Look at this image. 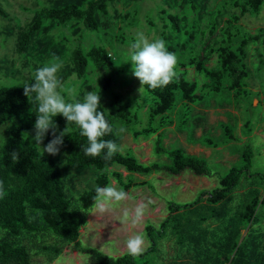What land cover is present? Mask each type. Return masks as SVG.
Instances as JSON below:
<instances>
[{"label": "trees", "instance_id": "16d2710c", "mask_svg": "<svg viewBox=\"0 0 264 264\" xmlns=\"http://www.w3.org/2000/svg\"><path fill=\"white\" fill-rule=\"evenodd\" d=\"M112 1L90 0L85 7L69 3L61 8H42L37 11L29 28L22 33L19 52L25 51L33 35L42 30L44 18L54 21L58 28L72 27L78 23L89 31L100 32L97 13L107 15ZM188 1L194 10L199 9L194 0ZM263 3L264 0H229L224 8L218 9L213 15L209 35L213 36L218 29L221 33L218 47L210 49L218 57L219 66L216 70H211L204 60L194 56L190 57L188 63L178 62V75L167 86L155 90L144 86L152 101L146 127L137 129L139 117L132 108H142L143 105L136 98L118 95L117 109L112 113L101 102L98 111L105 113L108 123L114 129H117L119 123L136 139L157 135L154 152L158 155L167 154L169 164L144 165L134 156L121 151L110 160L104 159V153L97 157L87 156L82 149L88 146V141L80 134L79 127L74 123L68 124L62 115L54 118L57 135L67 128V135L60 147L66 164L79 171L94 168L99 172L96 185L78 197L69 196L64 173L58 162L42 153L25 137V133L34 128L38 113L36 103L24 94V85H0V126L8 122L13 124L5 142L0 146V180L4 181L7 191V195L0 199V264H38L32 255L34 248L51 264L69 244H74L83 254L92 256L98 264H264V232L259 227L264 220V213L259 211L264 207V174L253 171L254 151L251 144L242 147L240 166L232 167L226 175L221 176L218 187L211 191H201L192 202H169V214L159 227L146 225L145 232L150 245L141 254L133 256L126 253L111 257L97 249L84 247L80 242L81 229L87 224L88 215L94 207L95 188L97 185H110L109 171L114 166L123 167L129 175H152L158 172L172 176L184 172H191L197 177L213 175L205 158L189 154L181 148H166L164 130L174 123L172 115L178 107L181 110L177 113V124L184 129L192 106L205 98L206 94L198 93L197 82L187 78L188 67L211 80L210 84L204 86L210 89L209 94L211 91L220 93L227 89L236 100H241L247 94L250 76L246 62L247 48L264 37V27L256 34L245 33L240 22L249 13H260ZM228 5L236 12L231 13L225 26L220 28L218 18L223 16ZM0 15L8 17L1 5ZM129 18L130 15H127L124 20ZM168 20L170 23H166L164 29L171 33H181L179 15H169ZM186 34L188 40L168 44V50L175 54L179 49L185 50L195 39L194 32ZM123 37L119 36L116 40L120 42ZM162 38L167 44L169 38L165 33ZM72 60L74 72L59 77L64 83L72 74L79 79L84 78L91 63L96 68L105 67L110 70L119 65L111 52L100 44L91 46L87 51L82 47L75 48ZM32 82L33 79L28 84ZM111 82L107 80L106 89L110 88ZM78 98L83 99L80 96ZM250 124H245L248 139L252 132ZM221 127L224 131L222 144L236 140L232 125L222 124ZM52 131L44 138L46 145L53 139ZM102 139L114 140L121 146L120 135L107 134ZM191 141L196 140L192 138ZM200 141L209 146L221 145L204 138ZM13 151L19 153L20 158L16 162L11 159ZM111 175L126 192L136 186L148 185L146 182H135L129 176L125 178L118 171H113ZM241 188L244 190L240 191ZM245 230L251 242L244 239ZM167 240H173L178 247L168 263L161 251L162 242Z\"/></svg>", "mask_w": 264, "mask_h": 264}, {"label": "rangeland", "instance_id": "374dc122", "mask_svg": "<svg viewBox=\"0 0 264 264\" xmlns=\"http://www.w3.org/2000/svg\"><path fill=\"white\" fill-rule=\"evenodd\" d=\"M89 1L0 0V5L8 13L6 18L0 15V85L28 84L33 79L35 70L44 66L53 55L60 57L63 62V67L58 73L59 77L73 73V50L82 47L87 51L91 46L100 44L111 52L112 57L119 64L118 68L114 70L105 67L96 68L91 63L86 76L79 79L72 74L64 83L65 89L74 90L77 97H84L88 92L100 93L101 102L109 113L117 109L118 95L124 98H136L143 107L132 109L138 113L137 129H142L147 126L148 111L152 101L145 90L140 92L143 85L133 75V65L128 61L130 44L137 32H144L150 40L162 38L165 33L169 38L166 45L185 42L189 39L186 32H194L195 39L185 50L179 49L176 53L178 62L188 63L190 57L199 56L211 70L218 68L217 54L212 53L210 49L218 47L221 33L218 29L213 36H210L209 29L213 15L218 9L224 8L229 0H194L199 7L198 10H194L188 0H113L107 15L97 13L101 24L100 32L89 31L78 23L72 27L58 28L54 21L44 18L42 30L33 35L25 51L19 52L21 35L33 23L37 11L45 7L61 8L69 3H77L85 7ZM233 12H236L233 7L228 5L225 8L223 16L218 18L220 28L225 26L227 17ZM127 15H130V18L124 20ZM169 15H179L181 33H171L164 29V25L170 23ZM194 27L196 28L193 29ZM240 27L245 33H258L259 29L264 27V3L260 13H249L243 17ZM122 35H124L123 40L118 42L116 38ZM247 52L246 62L250 76L247 94L241 100H236L234 94L227 89L220 93L211 91L209 94L210 89L204 86L210 84L211 80L203 74H198L194 68L188 67L187 78L197 82L198 93L206 94L205 98L192 106V112L188 115L189 120L184 129L179 128L177 124V113L181 110L178 107L172 115L174 123L164 130L166 148H181L189 154L205 158L213 175L197 177L191 172H184L179 176H172L166 172L129 175L123 167L114 166L109 171L111 186L121 189L111 175L113 171L121 172L125 178L129 176V179L135 182H146L148 185L131 188L128 191L130 198L110 211L101 213L93 207L88 215L87 224L81 229L82 246L97 249L111 257H119L129 253L126 246L127 239L136 233H143L145 235L143 251L147 250L150 244L145 232L146 225L159 227L169 214V202H192L201 191H211L218 187L221 176L226 175L232 167L240 166L241 150L247 144H251L254 151L253 171L264 174V37L259 42L251 43ZM107 80H112L108 89H106ZM63 94L66 99L69 97L68 91ZM247 122L251 123L252 130L249 139L245 134ZM222 124H230L235 128L236 140L222 144L224 140ZM12 125V122H8L0 126V146L5 142ZM121 126L124 127L117 123V129ZM34 135L35 128L25 133V137L35 145V141L32 140ZM120 136L123 154L129 153L144 165L170 163L167 154L158 155L154 152L157 135L136 139L126 129V132ZM192 138L196 141L192 142ZM201 138L221 145L218 147L206 145L200 141ZM43 146H46L44 141L39 148L42 153H44ZM44 154L55 159L61 166L69 196L78 197L96 185L99 172L94 168L79 171L67 165L65 156L60 152L55 156ZM243 190L241 188L240 191ZM141 203L147 204L143 220L136 225L130 221L122 223L124 210L132 211ZM259 211L264 213V207ZM259 227L264 232V220ZM244 235V239L251 242L247 230L244 231ZM177 249L173 240L162 242L161 251L166 263L176 254ZM32 255L36 263L48 264L47 258L36 248L32 250ZM51 264H98V262L92 256L83 254L74 244H69L64 247L60 257Z\"/></svg>", "mask_w": 264, "mask_h": 264}, {"label": "clouds", "instance_id": "9594fccd", "mask_svg": "<svg viewBox=\"0 0 264 264\" xmlns=\"http://www.w3.org/2000/svg\"><path fill=\"white\" fill-rule=\"evenodd\" d=\"M133 65V75L141 81L144 86L155 90L170 84L178 75V57L174 52L168 50L165 40L155 38L150 40L144 32L136 33L134 41L130 44L129 58ZM63 67L60 57L53 55L48 62L35 70L33 82L25 84L24 94L30 101L37 105V118L34 124L35 135L32 140L39 149L43 145L46 134L52 131L53 139L43 146V152L50 155H58L60 147L64 143V136L67 135V128L56 134V124L54 118L62 115L69 123L76 124L80 129V134L87 138L88 146L82 151L90 157H97L104 153V159L110 160L117 152L122 150L114 140L102 139L107 134L117 136L126 132L124 127L114 129L106 119L103 111H98L101 105V95L96 92H88L83 99H79L74 90L65 89L64 82L59 78L58 73ZM69 92L66 99L63 94ZM33 94H35L33 96ZM19 153L13 151L11 159L13 162L19 160ZM96 195L93 197L94 208L101 213L118 207L122 201L130 198V194L123 189H118L111 185L95 188ZM7 195L5 184L0 180V199ZM147 204H138L134 210H124L123 222H131L133 225L139 224L145 215ZM145 245V235L136 233L126 241L128 252L139 255L143 252Z\"/></svg>", "mask_w": 264, "mask_h": 264}]
</instances>
